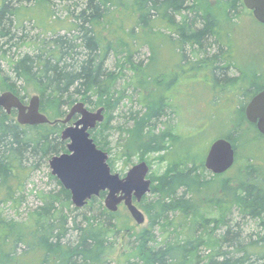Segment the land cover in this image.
<instances>
[{"label":"trees","instance_id":"obj_1","mask_svg":"<svg viewBox=\"0 0 264 264\" xmlns=\"http://www.w3.org/2000/svg\"><path fill=\"white\" fill-rule=\"evenodd\" d=\"M49 3L0 0V93L10 91L26 103L28 91L35 90L41 111L51 121L66 117L78 102H84L89 110L104 107V122L91 132L100 149L112 152L110 136L118 129L121 157L138 156L151 169L152 156L168 163L161 175L150 174L151 193L139 205L149 225L142 234H135L133 241L124 243L123 264H264V169L250 161L235 177L219 178L204 164L198 166L190 153L191 143L183 141L177 125L167 116L169 111L178 115L175 103L160 94L174 91L177 80L160 82L149 73L154 64L144 68L136 62L141 47L147 46L144 37L158 34L159 25L170 31L165 37L181 57L190 49L200 53L202 62L195 68L215 66L217 60L221 64V55L211 58L208 54L219 34L214 16L203 9L201 0H82L78 11H70L68 26L60 29L67 31L65 35L54 26L47 29V17L55 14ZM30 9L45 11L41 25L53 36L49 41H35L34 54L15 57L13 48L19 51L28 44L19 34L26 21L35 20V15L26 14ZM112 56L118 72L108 66ZM228 69L217 67L221 81ZM126 70L133 73L127 84L142 95V109L130 114L131 126L115 127V112L126 98L134 97L120 88ZM236 82L238 87V79L228 78L221 88H232ZM240 89L244 93L238 104L246 118L247 100L264 87ZM142 91L149 92L147 98ZM228 101L232 99L227 97ZM16 116L15 111L10 115L0 111V264L112 263L122 229L117 214L104 205L106 193L78 209L70 192L50 174L56 190L38 193L41 204L25 219L6 216V207L18 210L24 203L34 172L49 167L51 158L67 152L61 123L22 126ZM225 138L236 149L235 134ZM180 143L186 144L181 145L186 148L181 157L167 161L168 153L171 156L175 144ZM109 164L114 172V160ZM204 192L208 195L205 201ZM236 212L254 222L259 231L244 234L239 223H233Z\"/></svg>","mask_w":264,"mask_h":264},{"label":"rangeland","instance_id":"obj_2","mask_svg":"<svg viewBox=\"0 0 264 264\" xmlns=\"http://www.w3.org/2000/svg\"><path fill=\"white\" fill-rule=\"evenodd\" d=\"M81 1L50 0V11L55 14L47 17L46 21H49L47 29L53 28V26L59 31L61 28L65 29L71 18L69 17L70 11H78L80 8L77 5H81ZM228 1L201 0L203 9L206 12H210L218 20L217 26L221 33V38H219L220 36L214 37L213 40L216 43L211 50H208V54L211 58L221 55V64L217 60L216 65L210 67V71L208 67L195 68V64L202 62L200 53L190 49L187 50V54H184L185 58L181 57V52L174 48L175 45L171 42V39L165 37L170 35V31L161 29L159 25L158 31L160 32L158 34H148L144 37V32L143 37L146 42L143 43L147 44V46L141 47L142 49L138 52L139 55H136V62L142 63L144 68L151 63L154 64V67H150L152 72L149 73L151 76L154 75L160 82L166 79L169 82L174 81V79L177 80L176 85H174V89L176 88L174 91H163L160 94L165 95L175 103L173 104L178 109V115L169 111L167 116L172 119L174 125H177L178 132L182 133L183 141L191 143L190 153L195 157L198 166L205 163L209 148L216 140L227 137L231 133L235 134V146L238 152L236 163L231 170L223 174L225 178H233L238 173V169L240 167L243 169L249 165L250 161L264 169V136L258 134L254 125L247 121L243 115L242 104H238L241 103L242 93H244L243 89H240L241 87L245 89H250L254 86L264 87V24L251 17L242 7L236 11L228 12ZM33 5V3H28V7H33ZM36 10L30 9L26 12L28 16L34 17L35 15V20L26 21L21 27L19 35L24 36L28 44L19 51L13 48L11 53L15 57L25 53L34 54L35 47L32 44L35 41L40 39L49 41L53 36L51 33H46L43 25H41V20L45 19V11ZM177 20L179 21V19ZM127 26L130 28L131 22L127 21ZM59 33L60 35H65L67 31L61 30ZM123 36L128 38L127 35ZM150 46H152V49ZM8 47L4 46V49ZM114 62L115 58L112 56L108 66L111 70L118 72ZM219 66L222 69L229 66L222 81L221 72L217 71ZM209 73L213 78H210ZM125 74L127 77L120 82V88L127 89V94L134 97L132 100L126 98L115 112V119L112 123L115 127L131 126L132 122H129L130 114L139 112L142 109L139 103L142 95L134 93V87H129L127 84L129 80L131 81L133 73L126 70ZM228 78L238 79V87L236 82L234 87L224 89L223 87L225 86L223 85ZM28 95L27 104L33 96L39 94L35 90L30 89ZM148 95L149 92H145L143 97L147 98ZM227 97L232 99L231 103L229 101L225 102ZM251 98H253V95H250L247 104ZM97 109L94 108L92 111ZM70 110H68L67 114ZM43 113L47 115L45 112ZM119 138L120 132L117 129L110 136L112 152L109 153V160H114V172L124 177L140 160L138 156H134L132 159L121 157L119 154L120 150L117 148ZM181 145L186 144H175V149L172 150L171 156L168 153L167 161L176 155H179L178 158L181 157L180 154L186 149L185 146ZM150 161L152 162L150 174L161 175L166 171L168 163L161 161L158 156L150 157ZM50 174V166H43L39 171L34 172L25 190L24 203L18 207V210L11 206L6 207L4 209L6 216L19 220L25 219L29 211L41 204L37 196L39 195L38 193L56 190L57 185L50 178ZM221 176L219 175V178ZM208 179H211V177L208 176ZM213 182L215 181L213 180ZM201 196L204 197V201L208 197L205 192ZM139 209L146 216V213L140 207ZM16 210L19 212L17 213ZM116 214L122 233L119 245L112 256L113 262L110 264H123L121 255L123 254L124 243L133 241L134 239L131 238L135 234H142L149 225V219L146 216V222L143 225H138L125 206H120ZM233 219V223H239V227L240 229L242 228L244 234L259 231L254 222L242 218L237 212L234 214ZM262 234L264 235V232Z\"/></svg>","mask_w":264,"mask_h":264},{"label":"water","instance_id":"obj_3","mask_svg":"<svg viewBox=\"0 0 264 264\" xmlns=\"http://www.w3.org/2000/svg\"><path fill=\"white\" fill-rule=\"evenodd\" d=\"M244 6L253 12L255 19L264 24V0H243ZM17 114L22 126L61 123L65 126L61 138L67 142V152L54 156L49 161L52 176L70 192L74 207L81 209L94 197L106 193L104 205L111 213H117L121 205L130 212L138 225L146 222L145 214L135 204L151 193L150 166L142 161L121 177L112 171L109 154L100 149L91 136L105 120V108L89 110L84 102L76 103L64 119L51 121L41 111L39 95L25 104L10 91L0 94V111ZM247 121L257 126L264 136V90L253 97L246 107ZM76 120L73 121V119ZM73 121V122H72ZM73 123L72 125H70ZM236 162V149L228 138L216 140L205 158V169L213 175L227 173Z\"/></svg>","mask_w":264,"mask_h":264},{"label":"flooded vegetation","instance_id":"obj_4","mask_svg":"<svg viewBox=\"0 0 264 264\" xmlns=\"http://www.w3.org/2000/svg\"><path fill=\"white\" fill-rule=\"evenodd\" d=\"M243 5V6H242ZM235 7L234 9H232V7ZM240 7H242L243 9H244V11H246L251 17H253L254 19H255V17H254V15H253V12L251 11V10H249V9H247L245 6H244V3H243V0H237L236 1V3L235 2H232L231 0H229L228 1V12H231V11H236V10H238V8H240ZM213 17V16H212ZM214 18V20H216V31H217V33L219 34V36L221 37V33L219 32V29H218V26H217V19L215 18V17H213ZM225 45V44H224ZM208 70L210 71V67H208ZM209 75H210V73H209ZM210 78H213V76H211L210 75ZM254 97V96H253ZM253 98H251V100H252ZM250 100V101H251ZM25 103V102H24ZM25 104H27V103H25ZM64 119V118H63ZM74 120H76V118H74L73 119V121ZM72 121V122H73ZM73 123H71L70 125H72ZM63 125V124H62ZM64 126V125H63ZM254 127H255V129L257 130V126L256 125H254ZM64 128H65V126H64ZM64 130V129H63ZM257 132H258V134H260L259 133V131L257 130ZM261 135V134H260ZM237 154H238V152H237V150H236V159H237ZM126 176V175H125ZM124 176V177H125ZM149 178H150V176H149ZM142 202H143V200H142ZM141 202V203H142ZM141 203H136L135 202V204L139 207V205L141 204ZM121 206H124V205H121Z\"/></svg>","mask_w":264,"mask_h":264}]
</instances>
